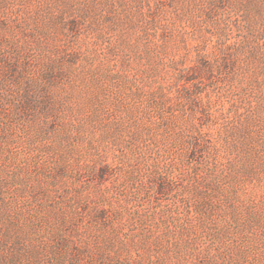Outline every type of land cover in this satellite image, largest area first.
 <instances>
[{"label": "rangeland", "instance_id": "rangeland-1", "mask_svg": "<svg viewBox=\"0 0 264 264\" xmlns=\"http://www.w3.org/2000/svg\"><path fill=\"white\" fill-rule=\"evenodd\" d=\"M0 264H264V0H0Z\"/></svg>", "mask_w": 264, "mask_h": 264}]
</instances>
